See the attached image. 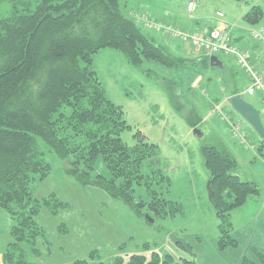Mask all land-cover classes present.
<instances>
[{"label":"trees","instance_id":"1","mask_svg":"<svg viewBox=\"0 0 264 264\" xmlns=\"http://www.w3.org/2000/svg\"><path fill=\"white\" fill-rule=\"evenodd\" d=\"M263 14L261 5L253 4L244 18L257 26ZM158 37L168 40L125 14L120 0H0V206L16 220L13 241L4 253L6 264H32L28 249L37 251L36 239L44 235L36 215L43 205H65L55 195L43 200L34 195L35 180L52 171L42 144L65 163L67 174L83 185L103 188L136 215H148V222L184 213L181 202L166 197L171 179L161 166L158 145L141 130L135 132L133 145L123 140L122 131L129 126L124 111L106 96L94 65V53L109 46L143 71L145 61L175 69L190 61L215 68L208 54L190 60L172 53ZM230 78L233 94L243 93L245 86L238 85L234 72ZM168 90L175 109L183 113L173 86ZM184 117L192 128L204 124L196 110ZM259 141L262 149L264 141ZM202 155L220 222L217 246L221 251L236 248L232 211L261 189L241 178L236 156L223 143L204 145ZM100 158L110 176L98 172ZM252 251L256 259L245 256L240 264H264V252L256 247ZM168 257L166 264L173 259ZM159 263L157 254L149 259L134 253L128 259L117 257L113 264Z\"/></svg>","mask_w":264,"mask_h":264},{"label":"rangeland","instance_id":"2","mask_svg":"<svg viewBox=\"0 0 264 264\" xmlns=\"http://www.w3.org/2000/svg\"><path fill=\"white\" fill-rule=\"evenodd\" d=\"M190 1L120 0V5L135 20L147 14L159 21L184 25L191 19ZM195 1L194 19L202 28L217 25L224 29L226 23H235L234 30L239 32L244 27H253L244 18L249 5L258 3L264 10V0ZM261 23L264 24V14ZM158 41L172 53L190 60L202 53L195 49L191 52L189 44L165 41L161 37ZM219 57L225 67L207 69L201 63L190 61L175 69L145 61V72L131 65L115 48L103 47L94 53V65L106 96L122 107L129 125L122 131L123 140L133 145L135 132L141 130L150 142L158 145L161 166L171 179L166 197L181 202L184 213L148 222L103 188L83 185L67 174L65 163L42 144L52 171L44 179L35 180L34 195L40 200L55 195L65 205H43L36 215L44 235L36 239L37 251L28 249L32 264H78L79 261L113 264L117 257L128 259L134 253L149 259L157 254L159 264H166L168 256L173 259L167 264H185V260L191 261L190 264H239L245 256L256 259L251 251L253 247L264 252V147L260 149L254 128L228 102L235 89L231 73H235L241 86L247 85V78L232 57L223 54ZM199 76L202 79L196 82ZM169 85L173 86L184 114L190 115L196 110L203 117L204 124L198 127L203 137L195 134L184 114L175 109ZM243 95L261 110L264 119L263 103L256 96ZM232 124L242 127L254 148L240 144ZM220 143L236 156L241 178L255 181L261 189L259 195H253L232 211L238 246L227 251L217 246L220 222L209 198V173L202 155L204 145ZM97 170L106 176L111 174L101 158L97 161ZM15 223L11 212L0 206V264H6L4 253L13 241ZM171 234L186 239L195 256L174 242ZM229 253L236 257H227Z\"/></svg>","mask_w":264,"mask_h":264},{"label":"built area","instance_id":"3","mask_svg":"<svg viewBox=\"0 0 264 264\" xmlns=\"http://www.w3.org/2000/svg\"><path fill=\"white\" fill-rule=\"evenodd\" d=\"M196 8L197 2L195 0L190 1L188 4L190 18L194 17L193 13ZM137 22L153 33L162 34L168 40L179 44H189L192 49L199 50L204 54H223L232 57L239 70L247 78L244 94L259 95L264 105V55L262 60L253 59L250 49L241 46L229 31L218 27L185 31L173 24H165L147 14L138 17ZM248 31L251 40L264 53V24L250 27ZM201 79L202 77L199 76L196 82L201 81ZM232 128L240 144L254 148L240 125L232 124Z\"/></svg>","mask_w":264,"mask_h":264},{"label":"water","instance_id":"4","mask_svg":"<svg viewBox=\"0 0 264 264\" xmlns=\"http://www.w3.org/2000/svg\"><path fill=\"white\" fill-rule=\"evenodd\" d=\"M212 67H223L222 61L218 56L212 55L210 57ZM229 104L232 108L238 112L255 130L261 140L264 141V122L262 119L261 111L251 102L246 100L242 93L233 94L228 98ZM194 133L199 137H203L204 134L199 128H194ZM207 189L210 200L213 197V189L211 187V180L207 182ZM149 216L147 215L146 218ZM152 222L154 219H150ZM171 239L177 244L182 245L187 252L194 255L193 250L190 248L189 243L184 238H179L175 234H171ZM195 256V255H194Z\"/></svg>","mask_w":264,"mask_h":264},{"label":"crops","instance_id":"5","mask_svg":"<svg viewBox=\"0 0 264 264\" xmlns=\"http://www.w3.org/2000/svg\"><path fill=\"white\" fill-rule=\"evenodd\" d=\"M254 4H258V3H254ZM251 5L248 6V8L250 7ZM248 8L246 9V11L248 10ZM245 11V12H246ZM151 16V15H149ZM152 17V16H151ZM227 26L223 29V30H227L229 31L233 37L235 38V40L241 45L243 46L244 48H248L250 49V52L252 54V58L253 59H259V60H262L263 59V51L261 50V48L251 40V38L249 37V33H248V30L250 27L246 28H242V29H239V32H237L236 30H234L235 28V23L234 24H230V23H226ZM179 25V24H178ZM181 28L185 29V30H188V31H193L195 29H199V28H202L201 27V24L199 22H197L196 19H190V21H188L186 24L184 25H179ZM211 27H218L217 25H212V26H209V28ZM219 28V27H218ZM163 40L166 41V39L162 38ZM169 41V40H168ZM172 42V41H170ZM192 48L190 47V51L192 52ZM201 55V54H200ZM199 55V56H200ZM233 235H234V232H233ZM230 249H233V248H227L226 250L224 251H227V250H230ZM253 249V248H252ZM252 251V250H251ZM231 252V251H230ZM228 256H232V257H236L235 254L233 253H229L227 254V257ZM252 258H255L254 255L252 256ZM241 263V260L239 261V264Z\"/></svg>","mask_w":264,"mask_h":264}]
</instances>
